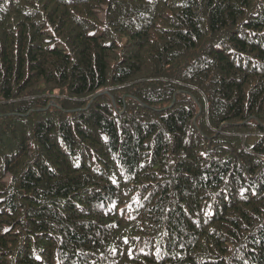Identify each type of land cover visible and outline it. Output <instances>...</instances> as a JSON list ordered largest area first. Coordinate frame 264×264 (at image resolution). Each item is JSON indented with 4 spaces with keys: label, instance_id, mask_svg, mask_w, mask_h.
<instances>
[{
    "label": "trees",
    "instance_id": "16d2710c",
    "mask_svg": "<svg viewBox=\"0 0 264 264\" xmlns=\"http://www.w3.org/2000/svg\"><path fill=\"white\" fill-rule=\"evenodd\" d=\"M0 264H264V0H0Z\"/></svg>",
    "mask_w": 264,
    "mask_h": 264
}]
</instances>
